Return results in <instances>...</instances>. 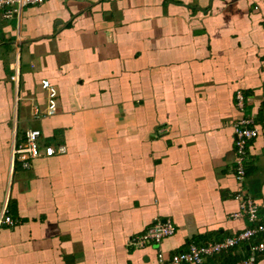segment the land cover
Wrapping results in <instances>:
<instances>
[{
	"label": "crops",
	"instance_id": "0c3cea01",
	"mask_svg": "<svg viewBox=\"0 0 264 264\" xmlns=\"http://www.w3.org/2000/svg\"><path fill=\"white\" fill-rule=\"evenodd\" d=\"M42 80L58 92L47 118ZM263 109L264 0H45L10 20L0 12V210L7 201L16 221L0 228V264H158V252L248 228L232 216L241 189L264 215V137L239 184L232 123L261 125ZM29 129L66 152L11 164ZM156 221L175 233L129 246Z\"/></svg>",
	"mask_w": 264,
	"mask_h": 264
},
{
	"label": "built area",
	"instance_id": "2783aa9c",
	"mask_svg": "<svg viewBox=\"0 0 264 264\" xmlns=\"http://www.w3.org/2000/svg\"><path fill=\"white\" fill-rule=\"evenodd\" d=\"M45 0H0V12L2 18L10 20L19 17L23 8L35 6L43 3ZM12 74L10 81L17 85L19 79V64L17 62L10 64ZM40 89L45 93V109L42 113L43 118L54 116L58 109L57 89L48 81L40 82ZM235 106L242 112L244 108V96L241 91L235 93ZM35 115L38 114L34 108ZM262 124L256 125L252 117L242 116L232 123L234 137V178L239 184H243L246 177L247 150L250 143L258 136L264 137V109L261 112ZM41 133L36 129L25 131L22 141L12 148L11 164L20 163L25 170L30 168L32 160L55 155H62L66 152L63 145L46 146L40 144ZM237 195L239 200V211L232 217L237 219H246L249 227L241 232L221 241L207 242L203 246L189 244L185 250L179 251L164 257L161 252L157 253L158 264H204L207 258L234 249L241 244L250 241L258 235L264 234V215H260L259 207L244 191L241 189ZM16 221L11 217L7 201L0 210V228L2 226L14 227ZM175 228L168 223L154 222L140 235L131 238L129 246L143 248L149 245H159L162 240L172 236ZM249 254L247 257L236 261L233 264H256L257 257L264 255V241L248 246Z\"/></svg>",
	"mask_w": 264,
	"mask_h": 264
},
{
	"label": "trees",
	"instance_id": "16d2710c",
	"mask_svg": "<svg viewBox=\"0 0 264 264\" xmlns=\"http://www.w3.org/2000/svg\"><path fill=\"white\" fill-rule=\"evenodd\" d=\"M233 154H234V152H233ZM260 215H261V213H260ZM262 241H264V234L263 235H258V237L252 238L250 241L245 242V243L241 244L240 246L235 247L234 249L243 248L244 249V252L247 253L248 250L246 249L245 244L253 245L255 243L262 242ZM205 243H207V242L206 241H201V242H197V241L196 242H193V241H191L189 244H195L196 246L200 247V246L205 245ZM234 249H229L228 251L223 252V253H220V254H217V255L213 256L212 258H207L206 261L204 262V264H206V263L207 264L208 263L209 264L210 263L214 264L215 262H218L219 264H233L236 261L241 260V259H243V258H245V257L248 256L246 254L242 258L241 257L239 258V257H233L230 254H228L230 251H232ZM262 256H264V255H262Z\"/></svg>",
	"mask_w": 264,
	"mask_h": 264
}]
</instances>
